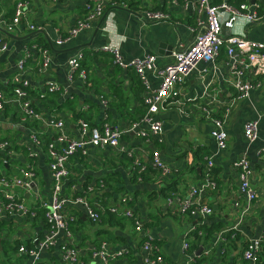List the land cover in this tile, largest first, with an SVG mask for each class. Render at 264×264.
Returning <instances> with one entry per match:
<instances>
[{"label": "crops", "instance_id": "0c3cea01", "mask_svg": "<svg viewBox=\"0 0 264 264\" xmlns=\"http://www.w3.org/2000/svg\"><path fill=\"white\" fill-rule=\"evenodd\" d=\"M95 1L27 0L25 19L9 33L14 38L0 27V38L8 45L0 54V90L7 101L0 111V142H8V147L0 150V203L6 201V195L13 196L36 214L34 218L0 216V264H67L59 252L64 243L79 251L76 264H99L91 259L90 252L101 242H107L112 252L125 251L110 264H145L140 250L142 234L135 231L132 220L111 214V207L120 212L130 210L142 220L144 230L161 247L165 264L185 263L184 243L189 245L186 252L192 258L190 264H247L242 258L243 248L264 230V75L246 73L245 80L259 86L247 98L237 100L229 85L231 75L222 50L213 63L200 62L178 86L177 103L157 117L160 132L148 140L141 138L137 131L129 130L144 114L143 86L132 71L118 68L103 49L114 44L124 61L154 55L156 68L165 66L171 62L172 52L191 41L190 29L197 18L194 0H131L127 8L118 6L122 0H104L106 18L96 34L101 18L67 43L56 45V40L68 36L75 21L85 15L86 5ZM234 1L210 0L212 4L236 6L230 3ZM144 11L168 14L169 20L148 22L142 16ZM0 14L6 20L11 18L13 0H0ZM29 24L37 29L30 30ZM233 29L264 43V21ZM36 31L41 33L30 35ZM230 32L224 29L225 36ZM42 50H47L49 57L43 70ZM77 54L83 56L79 65L85 79L78 71L69 78L68 61ZM21 60L24 63L19 70ZM16 77L28 81L29 99L42 121L22 119L13 100ZM148 79L151 89L159 86L155 72L148 74ZM50 85L58 91L47 93ZM41 94L45 96L41 98ZM50 118L63 123L62 133L69 139L77 138L79 120L98 128H118L123 134L118 148L89 147L85 156L74 154L66 164L70 176L63 181L60 196L85 200L100 213L98 222L88 218L81 204L68 203L65 212L73 222L57 234L55 246L38 250L37 244L49 233L44 210L53 193L47 144L64 147L56 143L59 132L45 125ZM214 119L225 123L227 146L223 150L211 137ZM249 122L257 123L253 142L244 137L243 127ZM138 130L149 132V126L141 125ZM153 153H158L168 168L166 175L153 167ZM241 157L250 163V184L257 194L248 208L239 193L233 166ZM208 160L213 165L210 173L216 189H206L196 199L212 212L204 218L181 214L167 204V198L172 193L184 196L198 186ZM135 161L144 168L142 175L134 176ZM29 168L34 178L28 189L3 185L2 181L10 182L19 177L20 170ZM21 246L36 249L38 255L33 259L20 253Z\"/></svg>", "mask_w": 264, "mask_h": 264}, {"label": "built area", "instance_id": "2783aa9c", "mask_svg": "<svg viewBox=\"0 0 264 264\" xmlns=\"http://www.w3.org/2000/svg\"><path fill=\"white\" fill-rule=\"evenodd\" d=\"M131 0H122L118 6L127 8ZM175 3V1H173ZM29 3L27 0H13V14L10 19L6 20L0 14V27L7 33L13 32L20 22L25 19L28 11ZM193 9L197 14L196 25L190 29L192 38L190 43L176 52L171 53V62L161 68H156V56L148 55L143 58H136L130 61H124L121 57L118 47L114 44L106 46L103 50L113 57V63L120 69L132 71L140 84L143 86L144 114L141 119L134 122L130 126L132 132L137 131V135L141 138L149 139V136L158 134L161 130V123L157 119L158 115L165 111L169 106L177 103L179 96V85L196 69L200 62L213 63L219 56L220 52L225 51L227 65L229 66L231 80L229 85L236 93V99L247 98L250 91L259 86L258 82L252 83L245 80V74L250 73L256 77L264 75V43L250 40L244 32L235 31L236 25L250 26L257 22L264 21V0H257L253 3H242L239 6H233L226 2L220 4H212L210 0H194ZM105 12L104 0H96L93 4H87L85 7V15L75 21L74 27L70 30L68 36L56 40V45L61 46L67 43L71 38L76 37L81 31L89 28L91 24L100 19ZM142 16L148 22H162L169 20L168 14L162 12L144 11ZM29 29L34 31L37 29L35 25L29 24ZM224 29L230 30V34L225 36ZM36 49L35 46L32 47ZM7 43L0 38V54L7 51ZM43 63L41 69H45L49 63L48 51L42 50ZM83 58L82 54H77L68 61L69 78L79 68V61ZM24 61L18 64V69L22 68ZM155 72L160 83L156 89H151L148 74ZM81 79L86 78L84 71L79 72ZM15 86L13 88L14 101L22 113V119H33L42 121L41 116L36 112L31 100L28 96L29 83L26 80L15 78ZM58 91L53 85L47 88V93H55ZM45 95L41 94L43 98ZM7 101L0 90V111H2ZM105 105V102L102 101ZM45 124V123H44ZM224 120L214 119L212 122L211 137L216 143L219 150H223L227 146V134L224 130ZM55 128L59 134L56 137V143L64 144L63 148L57 149L55 144H47L49 155V170L53 181L52 197L49 206L45 207L44 219L48 226V236L37 244L38 250H45L55 246V238L60 231L68 229L73 222L72 216L65 212V206L68 203L81 204L88 218L92 222H98L100 213L93 210L91 206L81 198L67 199L60 196V190L63 181L70 176L67 168L68 159L74 154L79 153L82 156L87 154L89 147L92 148H109L116 149L119 146L120 138L123 131L118 128L104 126L98 128L89 125L83 120L78 121V136L75 139H69L62 133L63 123L53 118L47 119L46 124ZM141 125L149 126V132L139 131ZM244 137L248 142H253L257 138V123L249 122L244 125ZM35 144L40 142L32 136ZM8 142H0V150H5ZM264 151V149H263ZM153 167L166 175L169 170L160 161L158 153L152 154ZM206 172L203 180L198 186L191 187L184 196L172 193L167 198L168 205H174L181 214L189 216H201L202 218L211 214V209L197 202V197L206 189L215 190L216 183L211 176L212 162L207 161ZM134 166L138 167V174L142 173L144 168L134 162ZM237 170L239 180V193L243 196L246 208L253 203L257 197L256 191L250 184V163L245 157H241L233 164ZM19 177L12 179L10 182L2 181L5 187L15 185L28 189L34 178V173L29 169H23L19 172ZM6 201L0 203V216L21 215L34 218L35 212L23 203L14 200L13 196L6 195ZM122 202H126L122 199ZM110 213L119 218H128L132 220L134 229L137 233L142 234L140 250L142 252L143 262L145 264H165L164 255L161 247L154 241L153 237L144 230L143 222L136 217L130 210L120 212L118 208L111 207ZM236 229V227H234ZM234 236V235H233ZM232 236V237H233ZM222 241L225 237L221 236ZM264 246V230H262L256 238L247 241L242 251V258L247 264H257L259 256ZM188 243L183 244V260L184 264L192 262L191 256L187 254ZM18 251L31 258L38 255L36 249H27L23 246ZM61 259L67 264H76L79 261V251L72 244H61L59 246ZM186 252V254H185ZM125 254V251L112 252L107 242H101L90 252L91 259L99 264H110L116 258ZM30 264H35L32 261Z\"/></svg>", "mask_w": 264, "mask_h": 264}, {"label": "trees", "instance_id": "16d2710c", "mask_svg": "<svg viewBox=\"0 0 264 264\" xmlns=\"http://www.w3.org/2000/svg\"><path fill=\"white\" fill-rule=\"evenodd\" d=\"M247 0H236V1H234V2H230V3H232V4H234V5H236V6H239L240 4H242V3H245ZM81 67H80V65H79V68H78V72H80L81 71ZM76 71V72H77ZM140 82V81H139ZM133 172H134V176H136V174H138V167H135V166H133ZM143 172H144V170H143ZM142 172V173H143ZM142 173H140V175H142ZM112 217V216H111ZM203 228H201V230H202ZM235 241V240H234ZM257 264H264V246H263V248H262V251H261V253H260V256H259V261H258V263Z\"/></svg>", "mask_w": 264, "mask_h": 264}, {"label": "water", "instance_id": "95a60500", "mask_svg": "<svg viewBox=\"0 0 264 264\" xmlns=\"http://www.w3.org/2000/svg\"><path fill=\"white\" fill-rule=\"evenodd\" d=\"M253 2H254V1L252 0V3H253ZM105 18H106V14H104V15L101 17V20L99 21L98 28L95 30V33H94V34H96L97 30L100 28V26L102 25V23H103V21H104ZM3 33L6 34L7 36H9L10 38H14L13 35H11V34L5 32V31H4ZM37 33H41V31L33 32V33L30 34V35L32 36V35L37 34ZM107 34H108L107 32H104V36H107Z\"/></svg>", "mask_w": 264, "mask_h": 264}, {"label": "bare ground", "instance_id": "6f19581e", "mask_svg": "<svg viewBox=\"0 0 264 264\" xmlns=\"http://www.w3.org/2000/svg\"><path fill=\"white\" fill-rule=\"evenodd\" d=\"M45 73V72H44ZM18 111V110H17ZM25 122V121H24Z\"/></svg>", "mask_w": 264, "mask_h": 264}]
</instances>
